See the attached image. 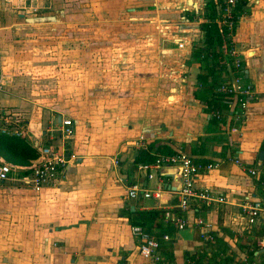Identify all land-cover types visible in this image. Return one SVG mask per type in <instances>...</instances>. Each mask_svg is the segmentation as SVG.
<instances>
[{
	"label": "crops",
	"instance_id": "1",
	"mask_svg": "<svg viewBox=\"0 0 264 264\" xmlns=\"http://www.w3.org/2000/svg\"><path fill=\"white\" fill-rule=\"evenodd\" d=\"M26 1L0 0V111L13 115L14 127L22 130L16 160L29 162L34 158L29 153L38 155L44 146L75 159L59 181L39 191L15 180L0 182V264H153L139 254L132 229L142 226L159 235L171 225L163 217L143 216L145 224L141 219L147 212L178 210L180 171L173 166L145 172L135 157L147 148L160 154L165 144L215 162L217 167L199 173L195 183L225 200L191 201L183 214L192 239L170 234V240H161V255L181 264L205 246L209 256L259 264L262 252L253 240L259 229L248 223L241 205L264 196V160L258 159L264 143V0L246 4L231 36L255 99L241 117L237 105L227 102L217 123L211 120L214 97L205 87L214 83L215 91L229 78V67L224 60L225 68L202 85L198 76L208 65L191 51L203 42L207 0H130L134 6L124 14L128 26L117 29L121 16L114 18L115 27L93 34L89 52L82 46L77 52H52L64 10L42 14ZM151 36L166 46L161 52L134 45ZM110 43L131 51L100 49ZM64 120L74 127L69 138L60 133ZM141 137L144 145H138ZM133 184L164 190L160 198H130ZM197 219L211 224L213 242L201 239Z\"/></svg>",
	"mask_w": 264,
	"mask_h": 264
},
{
	"label": "built area",
	"instance_id": "2",
	"mask_svg": "<svg viewBox=\"0 0 264 264\" xmlns=\"http://www.w3.org/2000/svg\"><path fill=\"white\" fill-rule=\"evenodd\" d=\"M217 13L219 15L217 22L227 29V35L230 37V43L224 46L223 57L229 67V78L222 80L216 91L227 95L230 102L236 104L240 109L239 117L245 113L249 104L255 99L256 91L251 80L243 76L244 72V59L237 52L232 44L231 36L233 33V19L234 10L240 3L248 4L250 0H213ZM179 46H183L179 43ZM1 89V83H0ZM211 116L221 117L217 111L211 112ZM13 115L0 111V132L21 136L22 130L14 127L18 122ZM22 128V126H20ZM62 137L69 138L74 133V127L71 120H64L60 128ZM138 145H144V138L141 137ZM144 147V146H142ZM75 159L74 154L66 153L64 150L54 149L52 147H40L38 155L31 159L27 164H16L5 160L0 156V182L7 180L18 181L25 187L33 188L39 191L42 188L56 183L60 180V176L67 165H70L72 160ZM237 161V160H236ZM177 167L180 171L181 184L178 189L180 202L178 210H167L163 214V219L166 223L171 224L177 231L186 228L187 220L184 217V212L189 208L190 202L197 199L206 205L213 202H222L225 200L224 196H214L213 192L208 188H199L196 186V177L199 173L212 170L217 167V164L212 161H202L192 159L182 153H175L169 155H157L156 159L150 163L138 164L139 170L147 172L149 169L159 170L163 167ZM252 175H256L255 169H250ZM148 174V173H147ZM18 175L19 177H15ZM149 177L152 174H148ZM264 183V178H263ZM163 186L159 185L151 192L133 184L129 187L128 196L136 198L139 194L144 197L153 195L160 198L163 192ZM243 213L246 215L248 223L259 229V232L254 233L253 240L256 248L262 252V259L259 264H264V196L252 199L241 205ZM199 226V235L206 243L214 241V235L210 233L209 229L211 224L202 219L196 220ZM133 233L138 237V251L144 258L153 264H176L165 258L160 253L161 240H170V234H162L159 236L151 234L142 226H134ZM244 263H249L245 256ZM126 264V263H119ZM181 264H194V261L189 257L186 258L184 263Z\"/></svg>",
	"mask_w": 264,
	"mask_h": 264
},
{
	"label": "trees",
	"instance_id": "3",
	"mask_svg": "<svg viewBox=\"0 0 264 264\" xmlns=\"http://www.w3.org/2000/svg\"><path fill=\"white\" fill-rule=\"evenodd\" d=\"M246 4L240 3L237 5V7L234 10V19H233V32L236 28V25L238 23V20L240 16L245 13L244 7ZM204 17L206 21L202 22L200 24L201 29L203 30V42L201 46L196 47L197 55L199 56L200 60L204 62L207 66V72L201 73L198 76V79L200 82L205 84L206 82L212 81L213 76H215V72L224 67V57H223V48L227 43H230V37L227 35V29L224 28L222 25H219L217 22V19L219 17L214 1L213 0H207L205 4V14ZM219 84V83H218ZM216 85V87L218 86ZM215 87V84H209L207 87H205V91L207 93L210 92V95L214 97L213 102H207L210 103V106L212 109L220 113L221 117L217 116H211V120L213 122H221L223 117V113L221 112L223 109L222 107L225 105V108L227 109V102H230V98L227 95L221 94L219 92L213 91ZM195 96L199 99H202L203 95L201 93L195 92ZM213 110V111H214ZM22 140L20 137L11 136L5 133L0 132V155L5 158V160L10 161L12 163L16 164H27L28 162H24V160H16V155H19V151L21 149L18 148L19 151L15 149V146L22 145ZM164 146V145H163ZM164 149L160 151V154H152L151 149H139L136 157L135 162L137 164L140 163H150L153 162L157 155H169V154H175V153H182L181 151H175V149L171 148L168 144H165L163 147ZM31 157H36L37 155L35 152L29 153ZM264 178V175H263ZM163 211H152L142 214V224L147 223L145 218L143 216H149L150 218H162L163 217ZM164 233L167 234H174L175 228L172 225H168L165 230H163ZM162 233L159 235L164 234ZM157 234V236H159ZM189 258L194 261V264H242L240 260H235L234 256H221L219 253L215 254L213 253L212 256L208 255V251L205 246H203L201 249H199L195 253L188 254ZM212 259V261L210 260Z\"/></svg>",
	"mask_w": 264,
	"mask_h": 264
},
{
	"label": "rangeland",
	"instance_id": "4",
	"mask_svg": "<svg viewBox=\"0 0 264 264\" xmlns=\"http://www.w3.org/2000/svg\"><path fill=\"white\" fill-rule=\"evenodd\" d=\"M32 5L37 6L33 10L38 13L46 14L50 11H54V8L58 9L59 7L64 10V16H60L59 21V32L54 33L52 36V52H77V46L83 48L84 51L89 52L88 46L90 45V39H94L95 37L93 34L97 32V30H101L102 28H110V25L114 26L115 19L121 16L119 19V23H117V29H121V31L128 26V19L125 22V16L129 14L128 7L134 6V2L130 0H27L26 3H32ZM23 9V8H22ZM34 12V13H35ZM125 14V16H124ZM152 16V15H150ZM113 17V18H112ZM65 19L67 22L64 23L62 20ZM124 19V20H123ZM153 21V20H152ZM156 21V20H155ZM69 24L66 25L65 24ZM114 23V24H113ZM102 24L103 26H99ZM154 26L150 27L151 30ZM160 27V25H158ZM66 29V30H65ZM71 29V30H68ZM154 36H157L159 32L155 31ZM119 34H122L120 32ZM120 37V35H119ZM152 37V36H151ZM161 39V35L159 36ZM81 38L85 41V43L81 44ZM125 39H128L127 37ZM160 39H154L153 37L150 38L146 42H135L134 45L142 46L146 45L147 49L154 52H161L162 47H166L163 45ZM122 40V39H121ZM129 40V39H128ZM43 43V42H42ZM125 45H131L129 41L124 42ZM50 44V43H49ZM133 44V41H132ZM142 44V45H141ZM51 45V46H52ZM41 46V45H39ZM196 46V45H195ZM193 46V47H195ZM49 47V46H46ZM106 48L105 52L108 51L107 48H110L111 52H129L127 48L123 46H117L115 44H108L107 46H102V48ZM180 47V46H179ZM182 47V46H181ZM194 50V51H193ZM133 51V50H132ZM192 52H197L196 47L192 48ZM162 52H165L164 50ZM58 134V132H55ZM68 140V139H67ZM66 149H68V145ZM15 177H19L16 175ZM17 183H19L17 181ZM214 246V245H213ZM211 264V263H210Z\"/></svg>",
	"mask_w": 264,
	"mask_h": 264
},
{
	"label": "water",
	"instance_id": "5",
	"mask_svg": "<svg viewBox=\"0 0 264 264\" xmlns=\"http://www.w3.org/2000/svg\"><path fill=\"white\" fill-rule=\"evenodd\" d=\"M182 154L192 159H196L198 157V156L186 154L184 152H182ZM258 159L260 163H262V161L264 160V143H263L262 148L258 152ZM177 234L183 239H192V236H193V233L189 228H184L182 230H179Z\"/></svg>",
	"mask_w": 264,
	"mask_h": 264
}]
</instances>
